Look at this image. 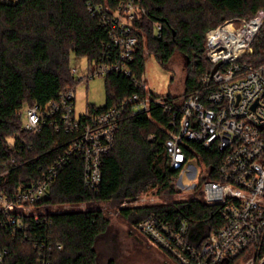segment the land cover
I'll return each mask as SVG.
<instances>
[{"label":"built area","instance_id":"1","mask_svg":"<svg viewBox=\"0 0 264 264\" xmlns=\"http://www.w3.org/2000/svg\"><path fill=\"white\" fill-rule=\"evenodd\" d=\"M86 5L107 28L109 41L80 80L122 73L133 78L138 90L105 109L89 105L80 115L76 113L75 87L61 91L47 104L24 105L21 133L38 132L51 125L69 134L70 139L50 162L40 165L39 177L20 182L12 190L0 189V226L13 239L33 245L37 264H51L53 250L63 245L54 241V221L46 201L62 168L73 157L81 156L84 182L98 193L103 157L114 148L123 119L141 112L150 116L152 106L159 105L169 116V124L162 126L167 133L165 149L171 166L182 175L198 174V183L190 185L193 189L204 176L201 193L207 202L219 205L223 223L199 243L189 239L186 219L173 224L157 211L134 227L150 245L169 255L170 264H264L260 244L264 234V61L254 64L242 60L245 53L252 52L264 22V8L250 17L228 19L210 28L206 53L212 69L202 74L193 90L169 95L149 88L146 73L136 77L131 66L141 32L135 21L147 11L141 0H117L114 4L86 0ZM216 64L219 66L213 70ZM77 69L72 67V72L76 74ZM21 133L10 142L17 155L0 161L4 183L23 163L18 155L33 147ZM193 143L212 148L211 155L219 158L216 167H209L203 152ZM193 158L201 160L205 169L187 165ZM147 199L139 197L136 206H145ZM9 252L8 246L0 247V264H5Z\"/></svg>","mask_w":264,"mask_h":264},{"label":"trees","instance_id":"2","mask_svg":"<svg viewBox=\"0 0 264 264\" xmlns=\"http://www.w3.org/2000/svg\"><path fill=\"white\" fill-rule=\"evenodd\" d=\"M109 2L114 4L117 0ZM141 2L147 11L135 21L141 32L131 63L133 72L141 77L146 71L147 49L164 64L179 51L188 59L184 94L193 90L202 74L213 67L206 53L207 31L229 18L250 17L264 8V0ZM108 41L107 28L98 16L91 15L86 0H0V161L16 154L10 142L21 133L24 105L47 104L66 88L76 87L80 80L72 72L71 55L87 56L93 62ZM242 60L254 64L264 61V22L253 41L252 52L245 53ZM136 90L132 77L113 72L106 76V103L89 105L105 109ZM150 113L127 116L121 122L114 148L103 157L98 193L84 182L81 156L73 157L60 171L46 204L70 207L49 212L54 221V241L63 245L62 249L53 250L51 264H102L100 245L109 235L111 220L99 204L143 194L151 186H158L161 193L176 192L180 170L171 166L165 149L167 133L162 126L169 124V116L159 105L152 106ZM21 134L33 147L18 155L23 163L7 176V182L0 178V189L12 190L20 182L39 177L40 165L50 162L70 139L69 134L51 125ZM196 146L209 167H216L219 158L211 155L212 148ZM203 180L201 176L197 187ZM82 204L87 207L79 208ZM152 211L173 224L186 219L189 239L195 243L223 223L219 205L210 204L203 195L120 209L132 227ZM260 244L264 249V234ZM3 246L10 249L5 264H37L33 245L13 239L0 226V247Z\"/></svg>","mask_w":264,"mask_h":264},{"label":"rangeland","instance_id":"3","mask_svg":"<svg viewBox=\"0 0 264 264\" xmlns=\"http://www.w3.org/2000/svg\"><path fill=\"white\" fill-rule=\"evenodd\" d=\"M230 19V18H229ZM225 22V21H223ZM221 22V23H223ZM219 23L218 25H220ZM215 25L213 27H216ZM212 28V27H211ZM145 37V33L143 32ZM147 52L146 77L148 86L157 93L182 95L185 92V79L188 73V59L186 55L177 51L167 64L162 63L157 56ZM87 56L71 55V66L77 67L75 74L77 79L87 75L88 70L93 66ZM76 113L78 115L86 112L89 104L101 106L106 103V76L97 75L87 77L76 83ZM190 164L196 168L205 169L201 160L191 159ZM179 178L176 180V192L170 194L161 193L158 186H151L143 194L133 197L114 199L109 202L99 204L110 217L109 235L103 238L101 249L103 250L102 264H170L169 255L150 245L145 235L129 223L121 213L120 209L126 206H136L139 197H148L147 204L169 200L172 198H187L191 195L201 196V186L193 189V184L198 183V174L192 176L191 173L178 172ZM181 176V178H180ZM198 186V185H197ZM139 204V203H138ZM67 205H52L51 211L67 208ZM79 208H84L79 206Z\"/></svg>","mask_w":264,"mask_h":264},{"label":"water","instance_id":"4","mask_svg":"<svg viewBox=\"0 0 264 264\" xmlns=\"http://www.w3.org/2000/svg\"><path fill=\"white\" fill-rule=\"evenodd\" d=\"M218 66H219V64H216V65L214 66L213 70H216Z\"/></svg>","mask_w":264,"mask_h":264}]
</instances>
